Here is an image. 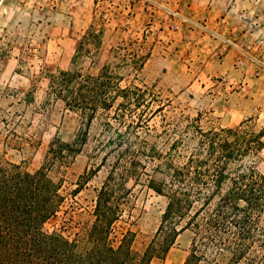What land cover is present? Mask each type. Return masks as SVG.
I'll return each instance as SVG.
<instances>
[{
	"label": "rangeland",
	"instance_id": "374dc122",
	"mask_svg": "<svg viewBox=\"0 0 264 264\" xmlns=\"http://www.w3.org/2000/svg\"><path fill=\"white\" fill-rule=\"evenodd\" d=\"M103 67L121 77V86L145 85L163 98L162 112L149 122L151 141L165 122L183 127L192 119L203 130L241 125L264 135V0H0V163L33 172L51 141L69 142L78 129V114L46 95L49 73L97 75ZM101 131L96 116L81 150L46 168L63 202L43 229L80 249L109 168L97 147ZM179 135L188 148L195 144L186 132ZM248 159L264 171V145ZM126 186L130 194L109 243L117 246L129 229L131 249L139 252L153 237L166 199L145 179H128ZM257 220L264 228V205ZM191 239L192 231L182 230L154 262L183 264Z\"/></svg>",
	"mask_w": 264,
	"mask_h": 264
},
{
	"label": "trees",
	"instance_id": "16d2710c",
	"mask_svg": "<svg viewBox=\"0 0 264 264\" xmlns=\"http://www.w3.org/2000/svg\"><path fill=\"white\" fill-rule=\"evenodd\" d=\"M47 78L46 95L78 114L80 125L71 141H51L33 172L0 163V264H162L154 259L162 260L184 229L192 239L183 264H262L264 228L257 214L264 205V171L248 159L262 149V131L241 125L203 130L192 119L183 127L165 122L151 141L147 135L155 128L149 122L165 106L152 88L121 86V77L104 67L97 75L59 70ZM96 116L102 127L97 147L104 152L102 162L110 161L96 189L86 247L80 249L76 241L43 229L63 202L46 168L65 164L81 150ZM179 130L195 144L188 148ZM128 179H145L166 199L153 237L139 252L131 249L129 229L117 246L109 243L130 194Z\"/></svg>",
	"mask_w": 264,
	"mask_h": 264
}]
</instances>
